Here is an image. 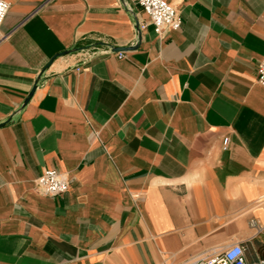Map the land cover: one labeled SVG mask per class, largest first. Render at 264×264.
Masks as SVG:
<instances>
[{"label": "crops", "instance_id": "1", "mask_svg": "<svg viewBox=\"0 0 264 264\" xmlns=\"http://www.w3.org/2000/svg\"><path fill=\"white\" fill-rule=\"evenodd\" d=\"M4 1L0 264L264 260V0H165L159 36L138 0Z\"/></svg>", "mask_w": 264, "mask_h": 264}, {"label": "built area", "instance_id": "2", "mask_svg": "<svg viewBox=\"0 0 264 264\" xmlns=\"http://www.w3.org/2000/svg\"><path fill=\"white\" fill-rule=\"evenodd\" d=\"M137 6L140 8L144 22H137L138 32L151 25L153 32L159 36L166 31H177L181 28L182 22L176 11L165 0H138ZM9 4L0 0V28L8 14ZM118 58H122V53H117ZM257 83L264 86V57L257 70ZM228 138L222 140L223 148L226 147ZM35 190L42 196L55 197L65 194L68 190L67 178L56 170H44L34 181ZM249 226L258 233L262 230L253 220ZM185 264H248L245 249L240 244L231 245L220 252H211L209 255ZM254 264H264L263 259H257Z\"/></svg>", "mask_w": 264, "mask_h": 264}, {"label": "water", "instance_id": "3", "mask_svg": "<svg viewBox=\"0 0 264 264\" xmlns=\"http://www.w3.org/2000/svg\"><path fill=\"white\" fill-rule=\"evenodd\" d=\"M136 30H137V25H136ZM137 32H138V30H137ZM126 49H115V50H113V52H116V53H121V52H123V51H125Z\"/></svg>", "mask_w": 264, "mask_h": 264}, {"label": "rangeland", "instance_id": "4", "mask_svg": "<svg viewBox=\"0 0 264 264\" xmlns=\"http://www.w3.org/2000/svg\"><path fill=\"white\" fill-rule=\"evenodd\" d=\"M221 250H215V252H220ZM251 253V255L253 256V253H252V251L250 252Z\"/></svg>", "mask_w": 264, "mask_h": 264}]
</instances>
